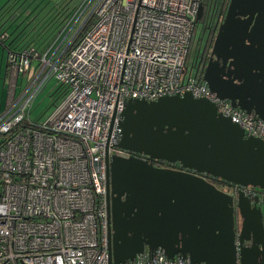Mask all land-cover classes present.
I'll return each mask as SVG.
<instances>
[{
    "label": "built area",
    "instance_id": "2783aa9c",
    "mask_svg": "<svg viewBox=\"0 0 264 264\" xmlns=\"http://www.w3.org/2000/svg\"><path fill=\"white\" fill-rule=\"evenodd\" d=\"M217 11V0H86L42 53L7 54L14 73L0 113V264H109L105 158L123 152L116 125L129 99L189 92L264 142V122L204 81L206 35L189 68L195 28L206 34ZM49 74L66 93L45 122L31 123L26 106ZM20 75L26 86L17 95ZM235 186L250 197L252 187ZM125 264L191 263L146 249Z\"/></svg>",
    "mask_w": 264,
    "mask_h": 264
},
{
    "label": "water",
    "instance_id": "95a60500",
    "mask_svg": "<svg viewBox=\"0 0 264 264\" xmlns=\"http://www.w3.org/2000/svg\"><path fill=\"white\" fill-rule=\"evenodd\" d=\"M210 56L203 74L209 89L264 122V0H228ZM116 127L115 148L131 155L105 158L109 264L146 249L191 264H264V201L226 193L198 175L263 190L261 139L189 92L129 99Z\"/></svg>",
    "mask_w": 264,
    "mask_h": 264
},
{
    "label": "rangeland",
    "instance_id": "374dc122",
    "mask_svg": "<svg viewBox=\"0 0 264 264\" xmlns=\"http://www.w3.org/2000/svg\"><path fill=\"white\" fill-rule=\"evenodd\" d=\"M56 1L57 0H24L21 7L19 8L17 7L16 9H14L13 15L14 17H16V19L13 20V22H11L12 19L11 21H5L4 23L0 21L1 23L0 32L8 31V33H12L14 27V21L19 22L21 19H23L24 15L31 17L35 12H37V16L35 18H37L39 14L41 15L42 12L47 11L48 8L52 4H55ZM58 2L59 5L60 3H63L62 4L64 5L63 8L65 7L70 11L71 9H73V7L78 8L80 6H84L86 0H58ZM223 2L224 0H217L218 9ZM34 7H36L35 11H33ZM60 9L62 10V7ZM85 16L86 14L82 16V18L77 22L75 27L70 31V33L68 34L62 45V48L66 44V42L71 38V36L75 33V31L80 26ZM85 29L86 27H84L82 31H84ZM202 30H203L202 24L199 23L195 28L194 39L192 41V45L190 48V57L188 60L189 68L191 66L199 38L202 35L204 36L206 35L205 33H202ZM21 41L26 42L27 40L23 38ZM22 43L24 44V42ZM12 47H15V45H12ZM6 60H7V51L2 49V47L0 46V113H2L6 108L7 96L9 94V90L12 92V85H13L12 84L13 81H11L13 79V73H11L10 70L7 71V76L10 81L5 76ZM189 68H188V72L186 73V78L187 75L189 74ZM36 69H37V61L34 60L31 66V73L34 74ZM194 74H195V70H192L191 77H194ZM25 78L26 77L24 76V77H19L18 79L19 85L16 88L17 95L19 94L20 90H23L26 86ZM59 86H62V84L58 82L57 79L52 74H49L48 78L40 87L39 91L36 93L31 103L26 106V114L28 115V119L31 123L42 124L60 105L63 97L57 96L56 99H54L55 97L50 96L53 90ZM10 94L8 100L11 98Z\"/></svg>",
    "mask_w": 264,
    "mask_h": 264
},
{
    "label": "trees",
    "instance_id": "16d2710c",
    "mask_svg": "<svg viewBox=\"0 0 264 264\" xmlns=\"http://www.w3.org/2000/svg\"><path fill=\"white\" fill-rule=\"evenodd\" d=\"M23 1L24 0H0V21L4 23L5 21H11L12 19L11 22H13V20L16 19L13 15L14 9L21 7ZM59 2L57 0L55 4H52L48 10L42 12L41 15L39 14L37 18H35L37 16V12H35L31 17L24 15L23 19L19 22L14 21L12 33H8V31L0 32V37L3 39L0 42L2 49L6 50L8 53L14 52L15 49L22 50L23 47L31 45V48L39 52V54L42 53L43 50L46 49V46L57 37L68 18L76 10V7H73V9L69 11L67 8H63V3H60L59 5ZM61 7L62 10L60 9ZM35 9L36 7H34L33 11H35ZM23 38L27 41H21ZM22 42H24V44ZM12 45H15V47H12ZM9 70H11V68L7 65L5 68V76L7 79V71ZM19 77H22V75ZM65 93L66 88L62 85L55 88L50 96H53L55 97L54 99H56L57 96L63 97Z\"/></svg>",
    "mask_w": 264,
    "mask_h": 264
},
{
    "label": "flooded vegetation",
    "instance_id": "af4514ba",
    "mask_svg": "<svg viewBox=\"0 0 264 264\" xmlns=\"http://www.w3.org/2000/svg\"><path fill=\"white\" fill-rule=\"evenodd\" d=\"M226 8H227L226 7V2H223L222 5L219 7V9L217 11V16H216L215 20L210 24V27L206 31V36H205L206 46H205V54H204V56L202 58V63H201L202 66H206V64L208 63V61L211 58L210 55H211L213 42L215 40V36H216V33H217V28H218L219 24L222 22V20H223V18L225 16ZM30 50H31V45H27V46L23 47L22 50L15 49L12 54H14L15 56H19L22 52L24 54V53L29 52ZM8 53H10V52H8ZM7 65H9V67L11 68V64L9 63V61L6 60L5 68H6ZM10 72L11 73L13 72L12 68H11ZM24 76H26V75H24ZM9 92H11V91L9 90ZM120 155L124 156V157H127V156H130L131 154L129 152L123 151L122 153H120ZM132 155L135 156L137 159H140V160H143V161H147L148 163L152 164L154 167H157V168L179 169V166L177 164H170L165 159L151 158V157H149L147 155H143V154H132ZM189 172H191V171H189ZM198 175H200L203 178H205L208 182H211L218 189L223 190V191H225V192H227L229 194L235 195L234 194V191L236 189L235 185L223 182V181L218 180V179L210 178L208 175H204V174H198ZM239 191H242V190L238 189L237 192H239ZM261 195H262V197H261ZM255 197H258L259 200L264 201V189L260 190L258 188H254V187L250 188V197L249 198L251 200H253ZM121 200L125 201V196L122 197ZM109 201L110 202L112 201V196L110 194H108V192L106 190V214H107V220L109 219V212H108V202ZM236 223H237L236 227L238 229V225L239 224H238V220L237 219H236Z\"/></svg>",
    "mask_w": 264,
    "mask_h": 264
}]
</instances>
